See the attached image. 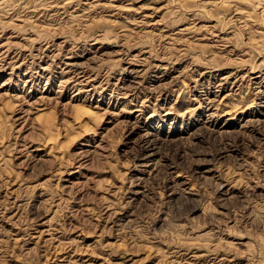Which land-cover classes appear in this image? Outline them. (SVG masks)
<instances>
[{
	"label": "rangeland",
	"instance_id": "rangeland-1",
	"mask_svg": "<svg viewBox=\"0 0 264 264\" xmlns=\"http://www.w3.org/2000/svg\"><path fill=\"white\" fill-rule=\"evenodd\" d=\"M259 91L264 0H0V264H264Z\"/></svg>",
	"mask_w": 264,
	"mask_h": 264
},
{
	"label": "bare ground",
	"instance_id": "bare-ground-1",
	"mask_svg": "<svg viewBox=\"0 0 264 264\" xmlns=\"http://www.w3.org/2000/svg\"><path fill=\"white\" fill-rule=\"evenodd\" d=\"M260 1V0H259ZM259 4V3H258ZM246 12V11H245ZM257 79V78H256ZM3 86H5V84H3ZM260 93H261V95L263 96V91H259ZM261 96V99L263 98ZM201 105V104H200ZM79 106V105H78ZM78 106H77V111L78 112H81V113H90L89 112V110L87 109V110H85L83 107L81 108H78ZM201 107H203V106H201ZM232 109V108H231ZM237 109V108H236ZM234 110V109H233ZM138 111H140V110H138ZM137 112V111H136ZM92 113V112H91ZM169 112H167V114H168ZM238 109L237 110H235L234 112L233 111H230L229 113H227V115L226 116H228L229 118L227 119L228 121L227 122H230L231 121V119H230V117L232 118V117H237L238 116ZM243 113V112H242ZM91 115V114H90ZM242 115V114H241ZM49 116V115H48ZM41 117V116H40ZM47 117V116H46ZM254 117V116H253ZM253 117H250V118H252V119H250V120H248V121H254L253 120ZM42 118H43V116H42ZM52 120V119H51ZM137 120V119H136ZM256 120V119H255ZM257 122H258V120H257ZM248 123V122H247ZM246 123V124H247ZM48 124V123H47ZM51 124V123H50ZM124 124V123H123ZM244 126V125H243ZM44 127V126H43ZM46 127V126H45ZM50 127V126H49ZM136 127V126H135ZM49 129V128H48ZM128 130V129H127ZM151 136V135H150ZM149 136V137H150ZM147 137H148V135H147ZM143 138V137H142ZM145 138V137H144ZM154 141V140H153ZM156 142V141H155ZM150 143V142H149ZM163 143V142H162ZM146 144V143H145ZM158 144V143H157ZM143 145V144H142ZM151 145V144H150ZM104 147V146H103ZM146 147H148V146H146ZM145 147V148H146ZM154 147V146H153ZM159 147V146H158ZM153 149V148H152ZM155 149V148H154ZM37 150V149H36ZM151 150V149H150ZM88 151V150H87ZM149 151V150H148ZM61 152V151H60ZM84 152V151H83ZM83 152H82V154H83ZM142 152V151H141ZM85 153V152H84ZM87 153V152H86ZM154 154V153H153ZM142 155V154H141ZM148 156V155H147ZM155 156V155H154ZM78 157V156H77ZM142 157V156H141ZM141 157H139V158H141ZM149 157V156H148ZM144 159H145V157H144ZM149 159V158H148ZM83 160V159H82ZM89 160H90V158H89ZM27 161V160H26ZM85 162V161H84ZM79 171V170H78ZM240 178V177H239ZM223 186V185H222ZM221 189V188H220ZM216 250V249H215ZM214 251V250H213Z\"/></svg>",
	"mask_w": 264,
	"mask_h": 264
}]
</instances>
